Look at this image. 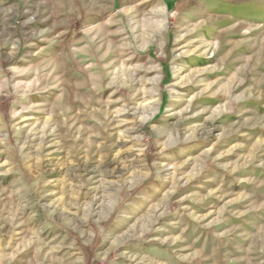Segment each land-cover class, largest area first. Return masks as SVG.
Here are the masks:
<instances>
[{
	"label": "rangeland",
	"instance_id": "374dc122",
	"mask_svg": "<svg viewBox=\"0 0 264 264\" xmlns=\"http://www.w3.org/2000/svg\"><path fill=\"white\" fill-rule=\"evenodd\" d=\"M0 264H264V0H0Z\"/></svg>",
	"mask_w": 264,
	"mask_h": 264
}]
</instances>
